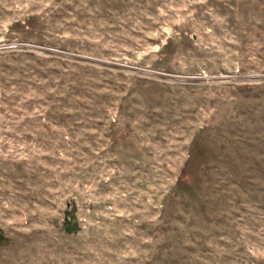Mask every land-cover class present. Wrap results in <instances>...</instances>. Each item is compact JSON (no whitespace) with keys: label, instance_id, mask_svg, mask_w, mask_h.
<instances>
[{"label":"rangeland","instance_id":"rangeland-1","mask_svg":"<svg viewBox=\"0 0 264 264\" xmlns=\"http://www.w3.org/2000/svg\"><path fill=\"white\" fill-rule=\"evenodd\" d=\"M0 264H264V0H0Z\"/></svg>","mask_w":264,"mask_h":264},{"label":"water","instance_id":"water-1","mask_svg":"<svg viewBox=\"0 0 264 264\" xmlns=\"http://www.w3.org/2000/svg\"><path fill=\"white\" fill-rule=\"evenodd\" d=\"M3 237H2V235L0 234V239H2Z\"/></svg>","mask_w":264,"mask_h":264}]
</instances>
